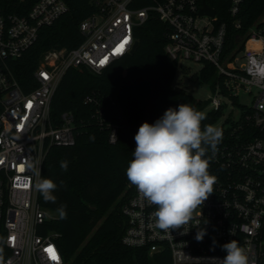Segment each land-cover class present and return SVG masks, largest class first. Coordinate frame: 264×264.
I'll use <instances>...</instances> for the list:
<instances>
[{
	"label": "built area",
	"instance_id": "built-area-1",
	"mask_svg": "<svg viewBox=\"0 0 264 264\" xmlns=\"http://www.w3.org/2000/svg\"><path fill=\"white\" fill-rule=\"evenodd\" d=\"M93 1L97 11L80 23L84 42L72 50L47 51L34 71L37 87L30 91L21 86L11 62L36 43L42 28L68 12L69 5L65 0H21L23 8L32 3L23 14L7 13L0 6V264H65L58 244L61 232H42L58 215L43 210L36 188L50 147L76 142L73 113L64 112L60 125L51 119L53 95L68 69L87 67L99 75L130 54L135 29L151 15L168 25L165 51L172 60L215 67L212 110L223 112V99L243 110L236 119L227 118V124L225 120L216 150L206 153L209 173L216 178L213 193L194 210L189 223L172 231L157 228L156 206L130 184L134 192L122 206L127 221L122 241L148 248L150 255L169 257L160 264H216L213 258L226 255L222 245L235 240L249 264H264V13L228 45L230 28L243 27L238 16L245 0H227L226 10L206 0L216 10L214 16L200 14L203 0H151L142 5H137L140 0ZM242 95H250L251 103H242ZM86 102L96 103L94 115L105 123L102 104L93 97ZM108 128L115 143L120 125L109 122ZM201 230L205 235L198 241ZM49 247L56 260L46 252Z\"/></svg>",
	"mask_w": 264,
	"mask_h": 264
},
{
	"label": "trees",
	"instance_id": "trees-1",
	"mask_svg": "<svg viewBox=\"0 0 264 264\" xmlns=\"http://www.w3.org/2000/svg\"><path fill=\"white\" fill-rule=\"evenodd\" d=\"M66 12L53 25L41 29L36 43L24 55L12 61V68L26 91L37 87L34 71L44 54L53 49L72 50L85 40L80 23L97 11L93 0H65ZM151 2L140 0L137 5ZM217 10L229 5L227 0H207ZM32 3L21 7V0H0L7 13H26ZM264 13V0H245L238 19L241 29L230 28L228 45L245 34ZM168 25L157 15L135 29L139 46L134 53L116 60L103 73L97 75L87 67L70 68L64 74L51 103V119L61 124V115L71 112L75 116L76 142L69 146L50 147L43 163L42 179L57 184L53 193L55 203L46 202L38 193L40 204L57 213L43 229L61 232L58 240L65 264H160L169 257L150 255L148 248L131 247L123 243L127 221L122 206L133 188L126 176L128 163L133 159L134 136L142 123H154L168 108L189 104L197 111L205 109L210 101L196 100L186 91H178L173 81L178 62L165 51ZM194 80L210 83L214 88L218 79L215 67L204 63ZM93 97L104 107L105 123L94 115ZM223 112L211 110L201 122L214 125ZM230 121L227 119L226 124ZM109 122L120 125L115 143L109 138ZM67 160V171L60 162ZM129 186V187H128ZM123 195V196H122ZM119 200V202H118ZM66 206V218L58 209ZM115 205L113 214H104Z\"/></svg>",
	"mask_w": 264,
	"mask_h": 264
},
{
	"label": "clouds",
	"instance_id": "clouds-1",
	"mask_svg": "<svg viewBox=\"0 0 264 264\" xmlns=\"http://www.w3.org/2000/svg\"><path fill=\"white\" fill-rule=\"evenodd\" d=\"M264 74V70H261ZM205 116L189 104L168 108L162 117L139 127L134 140L136 148L128 163L126 176L150 205L156 206L153 213L157 228L169 231L180 229L192 219L195 209L213 193L215 177L209 173V148L216 150L222 139V129L201 122ZM67 171L68 161L60 162ZM46 202L55 203L53 195L57 184L51 179H42L36 185ZM66 206L58 211L66 218ZM205 232L197 233L202 240ZM226 255L213 258L216 264H249L245 249L235 240L222 245Z\"/></svg>",
	"mask_w": 264,
	"mask_h": 264
},
{
	"label": "rangeland",
	"instance_id": "rangeland-1",
	"mask_svg": "<svg viewBox=\"0 0 264 264\" xmlns=\"http://www.w3.org/2000/svg\"><path fill=\"white\" fill-rule=\"evenodd\" d=\"M221 8L224 10L227 9L225 5H221ZM239 46H241V43L239 44ZM241 55H242V52L239 53V57ZM202 68H203V64L201 62H197V61H193L189 59L181 60L178 63V71L173 81V87L182 88L187 93L193 95L196 100L210 101L211 98L215 96L214 88L212 87V85L210 83H202L201 80L199 79L198 80L193 79V76L199 73L202 70ZM223 100L227 102V105L224 108L222 117H220L218 122L212 125L217 128L222 126L227 118L236 119L237 117H239L243 110L242 107L238 105H233L229 100H225V99ZM239 100L242 103L250 104L252 101V97L250 95H242ZM261 107L264 108V104H262ZM212 109H213V106L211 103H209V105L205 109H203L201 113L205 116ZM130 184L131 183H129V185ZM114 209H115V205L104 214V219L109 214H113ZM43 210L49 212L52 216H55V217L57 216V213L53 210L46 209L45 207Z\"/></svg>",
	"mask_w": 264,
	"mask_h": 264
},
{
	"label": "water",
	"instance_id": "water-1",
	"mask_svg": "<svg viewBox=\"0 0 264 264\" xmlns=\"http://www.w3.org/2000/svg\"><path fill=\"white\" fill-rule=\"evenodd\" d=\"M200 14L201 15L207 14V15H210V16H214L216 14V10L214 8L210 7L208 5V3L206 2V0H203V4H202L201 10H200ZM138 46H139V41L136 40L131 53H134L137 50ZM176 89L178 91H180V92L184 91L180 87H176ZM157 119H158L157 117L154 118V120H157Z\"/></svg>",
	"mask_w": 264,
	"mask_h": 264
},
{
	"label": "snow or ice",
	"instance_id": "snow-or-ice-1",
	"mask_svg": "<svg viewBox=\"0 0 264 264\" xmlns=\"http://www.w3.org/2000/svg\"><path fill=\"white\" fill-rule=\"evenodd\" d=\"M123 47H124V45L121 44V45L116 49V51L119 52ZM102 62H103V61H102ZM30 106H31V105H29V107H30ZM46 252L49 253L51 259H53V260H56V259H57V256H56V253H55V250H54L52 247L47 248V249H46Z\"/></svg>",
	"mask_w": 264,
	"mask_h": 264
}]
</instances>
